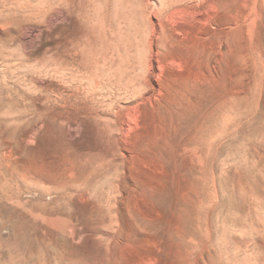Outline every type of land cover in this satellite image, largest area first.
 I'll use <instances>...</instances> for the list:
<instances>
[{
    "label": "rangeland",
    "instance_id": "rangeland-1",
    "mask_svg": "<svg viewBox=\"0 0 264 264\" xmlns=\"http://www.w3.org/2000/svg\"><path fill=\"white\" fill-rule=\"evenodd\" d=\"M152 1L0 0V264H264V0Z\"/></svg>",
    "mask_w": 264,
    "mask_h": 264
},
{
    "label": "bare ground",
    "instance_id": "bare-ground-1",
    "mask_svg": "<svg viewBox=\"0 0 264 264\" xmlns=\"http://www.w3.org/2000/svg\"><path fill=\"white\" fill-rule=\"evenodd\" d=\"M195 4L194 7H192L194 10L198 6H204L205 3H207V0H188L189 2H192ZM154 2V7L157 9H164L166 6L167 0H153ZM191 8L190 5L186 6H179L177 10H174L173 13L177 14H189V9ZM209 10V9H208ZM207 10V12H208ZM206 11V10H205ZM16 175L21 181H25L23 175L19 173H14V169L12 165L8 161H0V246L2 245H7L9 244L7 239L2 240L1 236L3 235L2 233V227H7L9 230V235L12 238L14 235H16L18 227L16 223L13 222V218L10 214L9 211V205L14 203V192L12 190V179L13 176ZM22 189L19 188L17 193H21ZM19 195H17L18 197ZM18 204L21 206V201H17ZM16 203V202H15ZM10 259V254L8 255ZM1 259V255H0Z\"/></svg>",
    "mask_w": 264,
    "mask_h": 264
}]
</instances>
